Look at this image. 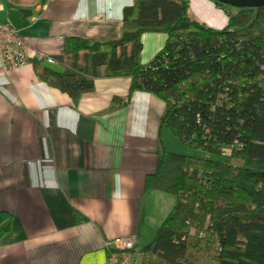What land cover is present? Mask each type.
<instances>
[{
    "label": "crops",
    "instance_id": "0c3cea01",
    "mask_svg": "<svg viewBox=\"0 0 264 264\" xmlns=\"http://www.w3.org/2000/svg\"><path fill=\"white\" fill-rule=\"evenodd\" d=\"M135 1L0 0V23L19 31L28 57L14 70L0 62V211L11 216L0 264H105L106 243L133 236L143 249L173 208L172 195L146 187L168 150L163 131L158 137L160 99L129 94V77L94 78L78 99L41 79L70 67L66 39L118 40L123 10ZM187 1L198 22L226 25L211 0ZM167 38L141 34L140 64Z\"/></svg>",
    "mask_w": 264,
    "mask_h": 264
},
{
    "label": "trees",
    "instance_id": "16d2710c",
    "mask_svg": "<svg viewBox=\"0 0 264 264\" xmlns=\"http://www.w3.org/2000/svg\"><path fill=\"white\" fill-rule=\"evenodd\" d=\"M211 1L227 19L221 29L194 19L187 0H136L123 10L118 40L68 38L70 67L41 76L74 99L94 89V78L129 77V94L151 93L165 105L159 141L165 131L200 152L163 148L146 179L175 202L141 264H264V6ZM145 32L168 38L141 65ZM10 229L0 211V237Z\"/></svg>",
    "mask_w": 264,
    "mask_h": 264
},
{
    "label": "built area",
    "instance_id": "2783aa9c",
    "mask_svg": "<svg viewBox=\"0 0 264 264\" xmlns=\"http://www.w3.org/2000/svg\"><path fill=\"white\" fill-rule=\"evenodd\" d=\"M48 61H51L50 59ZM0 62L3 68L18 69L28 64L24 40L18 30L0 23ZM105 264H141L142 253L133 236L116 237L106 243Z\"/></svg>",
    "mask_w": 264,
    "mask_h": 264
},
{
    "label": "rangeland",
    "instance_id": "374dc122",
    "mask_svg": "<svg viewBox=\"0 0 264 264\" xmlns=\"http://www.w3.org/2000/svg\"><path fill=\"white\" fill-rule=\"evenodd\" d=\"M163 142L166 144L167 149L169 151H173L180 154H200V152L195 149H190L183 146L174 136L165 131H163Z\"/></svg>",
    "mask_w": 264,
    "mask_h": 264
},
{
    "label": "water",
    "instance_id": "95a60500",
    "mask_svg": "<svg viewBox=\"0 0 264 264\" xmlns=\"http://www.w3.org/2000/svg\"><path fill=\"white\" fill-rule=\"evenodd\" d=\"M235 8H257L264 6V0H214ZM22 13H24L22 11Z\"/></svg>",
    "mask_w": 264,
    "mask_h": 264
}]
</instances>
